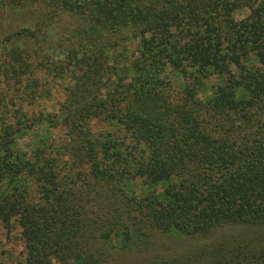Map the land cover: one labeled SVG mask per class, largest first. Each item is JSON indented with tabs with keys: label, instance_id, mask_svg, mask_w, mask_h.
Wrapping results in <instances>:
<instances>
[{
	"label": "trees",
	"instance_id": "16d2710c",
	"mask_svg": "<svg viewBox=\"0 0 264 264\" xmlns=\"http://www.w3.org/2000/svg\"><path fill=\"white\" fill-rule=\"evenodd\" d=\"M14 230L15 264H264V0H0Z\"/></svg>",
	"mask_w": 264,
	"mask_h": 264
},
{
	"label": "rangeland",
	"instance_id": "374dc122",
	"mask_svg": "<svg viewBox=\"0 0 264 264\" xmlns=\"http://www.w3.org/2000/svg\"><path fill=\"white\" fill-rule=\"evenodd\" d=\"M112 132V131H111ZM136 189L144 188L142 182L136 183ZM0 243V264H15L21 262L20 253L23 251L22 240L18 230L3 234Z\"/></svg>",
	"mask_w": 264,
	"mask_h": 264
}]
</instances>
